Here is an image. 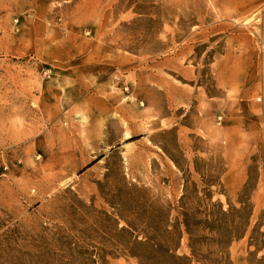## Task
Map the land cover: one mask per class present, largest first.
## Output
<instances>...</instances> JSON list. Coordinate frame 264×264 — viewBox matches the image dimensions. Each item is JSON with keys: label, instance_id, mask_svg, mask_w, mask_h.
<instances>
[{"label": "rangeland", "instance_id": "rangeland-1", "mask_svg": "<svg viewBox=\"0 0 264 264\" xmlns=\"http://www.w3.org/2000/svg\"><path fill=\"white\" fill-rule=\"evenodd\" d=\"M0 264H264V0H0Z\"/></svg>", "mask_w": 264, "mask_h": 264}, {"label": "crops", "instance_id": "crops-1", "mask_svg": "<svg viewBox=\"0 0 264 264\" xmlns=\"http://www.w3.org/2000/svg\"><path fill=\"white\" fill-rule=\"evenodd\" d=\"M110 68L111 67L105 68V69L106 70H111ZM106 80L107 79H105L104 76L100 79V81L105 86L107 85V84H105ZM73 93H74L75 96L71 98V102L68 104L67 109H64V114H67L69 116H73L72 114L78 113L77 111L79 109L85 110V112L87 114H90V116L91 115L95 116L96 114H104V113H106V111H108V109L111 106L109 101H106V100H104V98H101V102H102V107L101 108L90 107L91 105L89 106V102L93 101L92 99L99 100V98L97 96L89 97L88 95L83 94L85 97L82 99L81 98L82 94H79V90L77 89V87H74ZM84 100H85V103H84ZM86 101H87L88 104L86 103ZM75 109H77V111H74ZM93 119H94V117H93ZM96 120H99V119L98 118L94 119V121H96Z\"/></svg>", "mask_w": 264, "mask_h": 264}, {"label": "trees", "instance_id": "trees-1", "mask_svg": "<svg viewBox=\"0 0 264 264\" xmlns=\"http://www.w3.org/2000/svg\"><path fill=\"white\" fill-rule=\"evenodd\" d=\"M188 233L190 234V231L187 229Z\"/></svg>", "mask_w": 264, "mask_h": 264}]
</instances>
